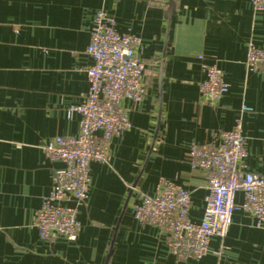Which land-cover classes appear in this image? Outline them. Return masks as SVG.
Wrapping results in <instances>:
<instances>
[{"label":"crops","instance_id":"1","mask_svg":"<svg viewBox=\"0 0 264 264\" xmlns=\"http://www.w3.org/2000/svg\"><path fill=\"white\" fill-rule=\"evenodd\" d=\"M172 2L167 16L168 3L144 0H0V264H264V228L242 210L205 257L186 261L173 257L161 228L133 217L139 196L152 197L165 179L190 193L189 219L199 223L207 173L191 168L188 152L217 146L238 119L246 170L264 176V74L245 65L249 43L264 50V8L254 10L250 0ZM99 10L118 33L140 40L145 95L120 103L131 127L109 142L107 164L90 165L77 241L44 242L35 214L62 164L42 147L79 134L80 117L67 119L66 110L88 91L86 48ZM203 64L215 65L228 87L215 104L200 97ZM234 203H243L241 193Z\"/></svg>","mask_w":264,"mask_h":264},{"label":"built area","instance_id":"2","mask_svg":"<svg viewBox=\"0 0 264 264\" xmlns=\"http://www.w3.org/2000/svg\"><path fill=\"white\" fill-rule=\"evenodd\" d=\"M165 6L169 0H144ZM254 10L264 8V0H250ZM140 40L129 33H118L115 20L104 11L91 21L86 54L92 65L86 69L88 91L79 106L66 110V118L80 117L76 137H56L42 147L46 159L62 164L51 175L50 193L36 212L34 226L40 239L49 242L60 237L77 241L81 224L78 210L86 201L90 186V165L107 164L109 142L131 127L120 103H140L145 95V67L139 56ZM201 59V58H200ZM247 68L264 74V50L253 43L246 47ZM205 75L200 97L215 104L228 91L215 65L203 64ZM242 113L251 109L242 107ZM192 169L207 173L208 198L197 224L189 219L191 196L183 187L165 179L157 183L152 197L140 195L133 217L140 225H152L168 234V249L177 261L199 260L208 254L212 238L222 239L232 215L242 210L257 229L264 228V176L246 170L248 153L240 119L219 135L217 146H192L188 152ZM243 195L237 206L234 197Z\"/></svg>","mask_w":264,"mask_h":264},{"label":"water","instance_id":"3","mask_svg":"<svg viewBox=\"0 0 264 264\" xmlns=\"http://www.w3.org/2000/svg\"><path fill=\"white\" fill-rule=\"evenodd\" d=\"M172 8H173V2H172V0H169V2H168V9L166 11V15L167 16L170 15V12H171ZM110 254H111V250H110V253H109L108 257L110 256Z\"/></svg>","mask_w":264,"mask_h":264}]
</instances>
